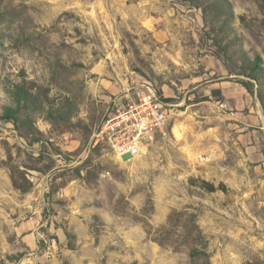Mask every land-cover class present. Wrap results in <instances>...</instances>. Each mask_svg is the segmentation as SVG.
<instances>
[{
	"label": "rangeland",
	"instance_id": "rangeland-1",
	"mask_svg": "<svg viewBox=\"0 0 264 264\" xmlns=\"http://www.w3.org/2000/svg\"><path fill=\"white\" fill-rule=\"evenodd\" d=\"M263 19L261 0H0V264H264ZM134 76L169 120L119 159L89 143Z\"/></svg>",
	"mask_w": 264,
	"mask_h": 264
},
{
	"label": "built area",
	"instance_id": "built-area-1",
	"mask_svg": "<svg viewBox=\"0 0 264 264\" xmlns=\"http://www.w3.org/2000/svg\"><path fill=\"white\" fill-rule=\"evenodd\" d=\"M170 103L147 82L131 77L114 96L105 119L93 132L90 147L108 149L116 157H135L165 134ZM122 126H136V134L120 135Z\"/></svg>",
	"mask_w": 264,
	"mask_h": 264
},
{
	"label": "trees",
	"instance_id": "trees-1",
	"mask_svg": "<svg viewBox=\"0 0 264 264\" xmlns=\"http://www.w3.org/2000/svg\"><path fill=\"white\" fill-rule=\"evenodd\" d=\"M262 4L264 5V0H261ZM263 26H264V19L262 21ZM261 62V57L260 56H255L254 58V65L256 66V68H259V63ZM257 69H255L253 67L254 72H257ZM246 88L249 90V88L246 86ZM18 90H16V94H15V101L19 107V102L23 101L25 103H27L29 101L30 98V93L27 92L25 89H23L22 87H17ZM166 100V99H165ZM23 106H26V104H24ZM5 114L6 116H13L11 115L12 109L10 108H6L5 109ZM200 187L208 192H214L216 190H221V191H226V186L223 183L218 184L217 186H215L213 183L206 181V180H202L200 182Z\"/></svg>",
	"mask_w": 264,
	"mask_h": 264
},
{
	"label": "bare ground",
	"instance_id": "bare-ground-1",
	"mask_svg": "<svg viewBox=\"0 0 264 264\" xmlns=\"http://www.w3.org/2000/svg\"><path fill=\"white\" fill-rule=\"evenodd\" d=\"M136 134V126H122L120 128V135L130 136Z\"/></svg>",
	"mask_w": 264,
	"mask_h": 264
}]
</instances>
